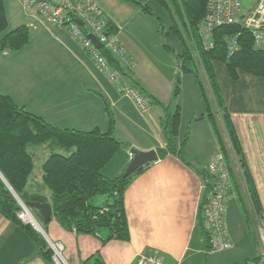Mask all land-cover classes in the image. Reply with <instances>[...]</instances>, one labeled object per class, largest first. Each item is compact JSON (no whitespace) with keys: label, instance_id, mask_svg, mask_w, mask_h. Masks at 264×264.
Listing matches in <instances>:
<instances>
[{"label":"crops","instance_id":"1","mask_svg":"<svg viewBox=\"0 0 264 264\" xmlns=\"http://www.w3.org/2000/svg\"><path fill=\"white\" fill-rule=\"evenodd\" d=\"M95 1L118 28L121 42L135 63L131 73L146 94L168 102L176 74L181 71L177 144L180 145L189 133L184 158L173 154L159 157L131 181L125 191L128 239L105 241L104 233L102 237L75 233L61 224L54 214L45 223L40 211L36 216L44 234L35 229L48 243L61 241L70 264H130L137 254L154 250L161 252L165 264H202L204 255L210 252L201 225L204 177L210 158L220 150L219 144L211 121L205 117L196 119L204 113V106L195 78L181 70L180 61L162 45L165 42L176 54L182 55L179 38L173 34L161 36L159 20L150 18L136 1L148 5L164 18L167 29L172 25L171 17L156 0ZM5 3L9 21L7 31L26 25L31 39L20 50H0L2 93L11 95L20 105L55 126L85 131L109 130L104 98L108 99L116 116L115 134L130 146V149L121 148L103 168V173L110 177L125 172L133 159L131 149L158 151L166 146L161 126L162 107L154 103L148 114H142L129 97L118 91L67 28L50 24L36 8L28 7L25 0H5ZM223 69L221 73L217 71L222 92L262 204V218L253 207L255 227L264 234V79L245 72L233 79L225 65ZM28 149L33 170L26 190L42 195L45 202L51 203L52 193L45 185V161L52 153L69 155L74 148L68 149L51 140L29 145ZM233 167L239 187L233 182L235 193L226 214L231 247L221 251H226V256L236 262L238 256L244 260L250 258V252H257L259 256L262 240L251 242L248 239L249 227L242 219L241 206L237 202H240L239 190L251 203L252 200L243 168L237 162ZM0 264L56 263L38 254L29 233L0 212Z\"/></svg>","mask_w":264,"mask_h":264},{"label":"trees","instance_id":"2","mask_svg":"<svg viewBox=\"0 0 264 264\" xmlns=\"http://www.w3.org/2000/svg\"><path fill=\"white\" fill-rule=\"evenodd\" d=\"M156 1L171 17L172 25L168 30L165 29L162 18L148 5L136 2L144 12L156 16L159 20L161 36L173 34L179 38L183 49L182 55L176 54L165 42H162V45L180 61L181 70L193 74L197 82L204 113L196 119L205 117L213 124L219 151L224 154L233 182L237 187L239 186L233 166L237 162L243 168L245 183L252 200L251 204L262 218L263 210L257 187L249 170L232 114L222 92L216 63H223L233 79H238L241 72L264 79V49L255 47L251 30L236 23L215 28V45L212 49L205 50L201 46L199 25L205 18L209 0ZM8 27L6 3L5 0H0V34H3L0 37V50L17 51L29 43L31 32L26 25H20L10 31H7ZM109 30L119 32L110 20ZM234 36H237L239 49L229 55L227 38ZM122 46L124 47L123 44ZM103 53L108 57L110 64L120 70L128 82L138 87L150 99L151 108L154 103L163 108L161 126L166 146L158 148L159 157L173 154L184 158V148L189 133L180 145L177 144L181 120V106L178 103L181 92V71L176 74L171 99L168 102H163L146 94L145 88L133 77L131 72L135 63L127 51V58L134 65L133 67L121 57L109 52ZM198 60L201 62L203 70L199 69ZM201 71L205 72L206 79ZM104 101L109 130L103 131L100 128H95L85 131L55 126L20 105L11 95L0 91V212L20 224L35 241L38 254L49 261H53V251L49 243L32 225L26 224L18 218L21 206L12 194L13 190L24 202H45L42 195L30 194L26 190L28 177L33 170L29 145H40L54 140L63 147L74 148L69 155L59 152L52 153L44 164L45 185L52 193L53 214L61 224L70 229H76L77 233L96 234L101 237L104 233L105 236L102 238L105 241L112 238H129L125 191L134 177L150 163L140 167L129 176H125L124 172L115 177L103 173V168L121 148L130 149L127 142L116 136L115 113L108 99L104 98ZM211 179L212 177L208 173L205 174L204 194L212 185ZM239 194L245 218L249 221L250 213L246 204L248 198H245L240 190ZM98 195H103L106 198V201L101 205L94 203ZM31 210L35 216L39 211L35 208ZM201 213L203 218L201 225L210 250L211 236L205 225V215L203 211ZM260 260L261 256L259 255L254 259L245 260L244 264H261Z\"/></svg>","mask_w":264,"mask_h":264},{"label":"built area","instance_id":"3","mask_svg":"<svg viewBox=\"0 0 264 264\" xmlns=\"http://www.w3.org/2000/svg\"><path fill=\"white\" fill-rule=\"evenodd\" d=\"M27 6L36 8L50 24L67 28L118 91L129 97L141 113L150 111V99L138 87L128 82L121 71L110 64L108 57L103 53H112L125 59L131 67L134 66L127 58L126 50L120 42L119 32L109 30V19L95 0H28ZM242 7V0L208 1L205 18L199 25L201 46L205 50H210L215 45V28L236 23L251 30L255 47L264 49V0H257L255 6L250 9L248 7L245 11ZM81 21L83 24H80ZM92 36H96L103 44L104 51L96 46ZM227 42L229 55H232L239 49L237 36L227 38ZM207 173L212 177V185L203 195L201 210L205 215V225L211 236L212 249L224 250L231 247L226 214L228 203L235 193V186L223 153L219 151L210 158ZM19 201L21 210L18 212V218L36 229H42L26 204ZM51 244L53 261L57 264H67L63 254L64 244L61 241L51 242ZM260 256V262L264 264V246ZM136 257L138 258L134 264H165L157 251L149 256L138 254Z\"/></svg>","mask_w":264,"mask_h":264},{"label":"rangeland","instance_id":"4","mask_svg":"<svg viewBox=\"0 0 264 264\" xmlns=\"http://www.w3.org/2000/svg\"><path fill=\"white\" fill-rule=\"evenodd\" d=\"M27 1L28 0H25V2H26V5H27ZM242 4H243V7H242V10L243 11H245L248 7H249V9L250 8H252V6H255L256 4H257V0H242ZM164 9V8H163ZM165 10V9H164ZM155 12V11H154ZM156 13V12H155ZM157 14V13H156ZM167 14L169 15V13L167 12ZM158 15V14H157ZM160 16V15H159ZM170 16V15H169ZM149 17L150 18H156V16H154V15H150L149 14ZM161 17V16H160ZM164 19V18H163ZM162 19V23H163V25H164V27H165V29H167L166 28V22H165V19L163 20ZM167 20H168V18H167ZM168 30V29H167ZM71 33V32H70ZM72 35V34H71ZM75 39V38H74ZM76 40V39H75ZM77 41V40H76ZM81 45V44H80ZM99 49H103V46H102V48H99ZM92 59V58H91ZM93 60V59H92ZM94 61V60H93ZM95 62V61H94ZM96 63V62H95ZM197 64H199V69H204L203 68V66H202V64H201V62L198 60L197 61ZM100 68V67H99ZM224 65L222 64V63H216V69H217V71L219 72V73H221L224 69ZM101 69V68H100ZM226 71V70H225ZM201 73H203V76L205 77V79L207 78V76H206V74H205V72L204 71H201ZM191 74V73H190ZM193 75V74H192ZM194 77V76H193ZM192 77V78H193ZM109 78V77H108ZM204 79V78H203ZM111 81V80H110ZM124 95V94H123ZM151 110V109H150ZM149 112H147V114H148ZM142 114H146V113H142ZM221 123V122H220ZM221 126L223 127V125H222V123H221ZM223 130H224V127H223ZM136 149V148H135ZM132 154V153H131ZM133 155V154H132ZM12 190V189H11ZM13 191V190H12ZM15 192L13 191L12 192V194H13V196L18 200V202L20 203V201L19 200H21V198H19V196L15 193ZM22 201V200H21ZM106 201V198L103 196V195H98L96 198H95V200H94V203L95 204H97V205H101L102 203H104ZM24 202V201H23ZM238 202V204H239V206H241V212H242V219H243V221L247 224V226L249 227V232H248V239L251 241V242H253V241H257V242H259V238L262 240V246H264V244H263V242H264V234L263 233H261V232H258L257 231V229H256V227H255V225L257 224V220H256V216H255V213L253 212V206H252V204H251V202L249 201V199H246V204L248 205V210H249V213H250V220L247 222L246 220H245V216H244V214H243V208H242V203L241 202H239V201H237ZM25 204H26V202H24ZM36 209V208H35ZM21 210V209H20ZM34 215V214H33ZM36 217V216H35ZM36 219H37V217H36ZM38 220V219H37ZM38 223H39V226H41V224H40V222L38 221ZM31 225V224H30ZM33 226V225H32ZM38 230H40L41 231V233H43L44 234V232H43V230L42 229H38ZM73 232H75V233H77L76 231H74V228L73 229H71ZM259 233V234H258ZM229 237V236H228ZM253 240V241H252ZM51 242H58V241H50L49 242V245H51L52 246V244H51ZM231 244V243H230ZM50 246V247H51ZM251 247V246H250ZM230 248V247H229ZM253 248V247H252ZM64 249H65V247H64ZM250 250H251V248H250ZM155 251H157L158 252V254H159V256L161 257V258H163V260H164V257H163V255L161 254V252H159L158 250H154V251H152V252H150V253H147V252H141V253H139V254H142V255H146V256H149V254H152V253H154ZM212 251V252H211ZM250 253H252V256H249L250 258H248V259H254V258H256L257 257V252H250ZM63 254H64V252H63ZM138 255V254H137ZM136 255V256H137ZM238 255V254H237ZM134 257L133 258V260H132V262H130V264H134L135 263V261L137 260V258L139 257ZM65 257V256H64ZM239 257V256H238ZM236 258V262H234V260L232 259V257H229V256H226V251H221V250H214V249H212V247L210 248V252H208V254H205L204 255V259H203V263L202 264H236V263H238V264H244V262H245V260H244V258H242V257H240V258ZM66 259V258H65ZM247 260V259H246ZM66 262H67V264H70L69 262H68V260L66 259ZM54 263H56L55 261H54ZM165 263V262H164ZM57 264V263H56ZM61 264H65V263H61Z\"/></svg>","mask_w":264,"mask_h":264},{"label":"water","instance_id":"5","mask_svg":"<svg viewBox=\"0 0 264 264\" xmlns=\"http://www.w3.org/2000/svg\"><path fill=\"white\" fill-rule=\"evenodd\" d=\"M80 24H83V22L81 21ZM92 38L96 46L98 48H102L103 44L98 40V38L96 36H92ZM131 153L133 154V159L124 172L125 176L131 175L140 167L157 161L159 158V154L156 149L149 151H140L133 148L131 149ZM26 205H28L30 208H36L37 210H39L45 223L51 220L53 216V208L50 202L28 201L26 202Z\"/></svg>","mask_w":264,"mask_h":264},{"label":"bare ground","instance_id":"6","mask_svg":"<svg viewBox=\"0 0 264 264\" xmlns=\"http://www.w3.org/2000/svg\"><path fill=\"white\" fill-rule=\"evenodd\" d=\"M27 206V208H28V210L33 214V212H32V208H30L28 205H26ZM34 217H35V215H34ZM38 222V221H37ZM39 224V223H38Z\"/></svg>","mask_w":264,"mask_h":264}]
</instances>
